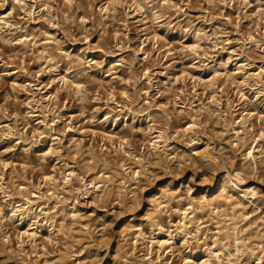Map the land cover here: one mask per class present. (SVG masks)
I'll list each match as a JSON object with an SVG mask.
<instances>
[{
	"label": "clouds",
	"instance_id": "9594fccd",
	"mask_svg": "<svg viewBox=\"0 0 264 264\" xmlns=\"http://www.w3.org/2000/svg\"><path fill=\"white\" fill-rule=\"evenodd\" d=\"M53 3H57V17H54L50 10L46 14L43 13L45 5ZM106 3L108 0H72L75 10L83 11L92 21V28L85 29L75 17L74 12L71 16L65 15L69 11L68 6L58 3L57 0H0V9L9 6L12 8L9 18L12 19L13 24L12 28L0 25V45L12 48L20 44L19 55L26 54L35 61H45L44 72L51 73L60 83H64V80L59 79L60 74L63 73L67 78V85L63 91L70 99H74L78 105L82 106L78 119L83 117L89 125H104L105 127L110 123L119 124L123 121L122 133L128 135H133L140 130L132 127L133 124L145 120L154 121V126L163 129V143H157L152 152L146 154L144 160L140 162L142 179L136 181L135 190L127 188L125 184L117 194L113 190L115 184L113 179L102 182L100 190L104 194V200L109 201L108 203H101L97 186L90 187L88 184H80L78 176L71 181V184L75 186L66 188L62 178L60 183H51L49 191L53 195L42 194L39 201H33L30 198V191L24 193L29 197L26 203L21 201L19 205L15 203L7 205L4 200H0V255L5 257L0 264H39V257L35 261L29 257L42 244H36L35 239L27 236L17 243L18 237L14 231V222L17 219L20 222L30 220L31 227L34 229L41 221L53 229L51 238L57 242L58 246L54 245L49 252L43 253V256L46 258L50 253L56 254L59 259L55 264H66L67 261L72 264H104L100 251L107 250L113 242L116 245L114 264H158V261L151 260L148 254L156 253V246L160 243L156 237L161 233L168 237L176 264H241L246 256L249 259L245 264H264V236L260 237L262 243L252 244L244 235L245 217L242 215L246 203H251L252 198L264 199V193L247 186L250 179L264 177V150L261 151V159L258 162L257 158H249L247 154L243 155L244 164L241 166H235L229 159V155L236 158L244 153L249 143H255L257 136L255 132L249 131L250 125L247 117L242 122L246 132L245 138L236 137L231 141L232 144L238 145L237 148L230 147L222 151L210 146L204 151L196 152L192 145L200 144L205 135H212L202 123L201 118L209 120L215 117L210 107L202 106L196 113V123L200 125V128L192 130L186 137H181L186 150L175 148L176 154L169 155L168 142L172 139L169 134L170 128L174 121L182 123L183 118L176 115L175 107H169L167 110L162 108L159 113L153 111L157 105L152 97L145 95V91L149 90L147 81L154 80V74L149 75L147 79L144 76L145 68L151 69L156 64L162 63L165 56L171 52L173 58H179L180 62L185 64L191 62V68L215 73L216 80L228 79L227 75L221 73L222 69L227 70L228 63L217 61L216 57L220 55V52L228 50L225 39L230 33L224 27L216 28L211 35L205 30V25L210 24L215 14L222 8H234L239 11L241 23L245 19L252 22L250 31L255 36L254 42L258 45L259 51L251 47L252 42L248 40L247 32H244L242 46L237 50V55L246 57L248 63L245 67H251L255 60L264 59V0H257L255 6L250 3V0H127L124 6L117 9L115 13L112 12L111 7L107 13L105 12ZM205 3L210 6L207 16L202 15L197 19L186 11V9ZM254 7L259 9L255 16L248 12L249 8ZM89 8L92 9L91 12ZM21 13L24 15L21 16ZM135 14H139L142 22L145 23V34L151 36L161 29L164 30V36L161 37L159 47L156 49L160 53V59L154 63V58L146 53L147 60L138 64L134 52L129 51L125 59L121 60L120 69L115 66L109 67L108 65L111 64L109 57L115 53L110 34L101 42L100 47L104 50L101 56L90 55L94 51L90 44L81 48L68 47L70 44H83V40L79 39L81 33L90 36L110 32L105 20L113 22L114 26L111 30L114 31L122 21L128 22L129 17ZM35 20L59 24L60 32H63L64 36H59V34L50 36L45 29H37L32 35H28L27 24ZM257 21L261 24L258 33L255 31ZM235 22V17L232 21H227L232 24ZM17 33L22 34L24 38L13 39ZM167 37L176 39L169 44ZM190 39L194 40V43L191 45L184 43ZM37 43L44 46V54L33 57V46ZM127 43L126 41L125 47ZM217 47L220 51L215 50ZM5 55L3 47H0V60ZM4 63L7 61L5 60ZM183 70L190 69L185 67ZM118 71H122V75L127 78L126 81H122L121 76L117 75ZM240 71L244 72V69ZM31 75L35 81V75ZM245 75L247 77L245 83L238 85L242 89L247 86H264V68L254 75L247 73ZM105 77H111L106 87L109 91L116 89V99L109 100L102 93L101 99L105 102L97 108H92L94 89L98 83L97 78ZM80 81L84 83L77 91L72 84ZM123 82H126L127 87L121 89ZM174 82L175 77H172L168 85H165L166 93L171 97L177 94L176 89L172 87ZM122 91L127 94L122 95ZM157 91H159L158 88ZM164 94L165 92H161V95ZM258 97H264V88L259 90ZM146 99L152 103L145 104ZM182 103L191 105L190 93L185 94ZM260 103L264 104V101ZM33 104H36L35 100ZM84 105L87 107H83ZM39 107L40 114L44 117L42 130H36L39 128L37 125L36 129L29 131L27 118L18 116L17 122L11 128L0 125V141L16 138L14 147H19L25 157H30L34 154L33 149L42 147V138L46 137L52 141L51 154L59 156V150L64 149V129L51 127L49 119V117L59 119L58 110L54 105L45 107L40 104ZM104 110H107V114L100 119L99 113ZM5 115H8L7 109L0 107V119H3ZM231 115L229 111L228 116L231 117ZM223 118L224 113L221 112L220 116L211 119V122L215 123L216 119ZM65 124H67L66 121ZM233 126L234 122L229 125V128ZM251 127H258L260 132L264 133V123L258 126L251 125ZM147 138H152L150 133ZM260 138L264 139V135ZM134 145L135 141L130 147ZM11 150L8 149V151ZM64 150L69 152L68 159H71V149ZM2 155L3 153L0 152V156ZM148 155L158 161L151 173L145 168L148 164ZM47 158V153H40L41 168L34 171H39L43 175L47 169L45 163ZM63 159L59 157L57 160L58 173L65 167L62 163ZM81 159L83 160V156ZM257 164H259V171H257ZM148 166L151 165L148 164ZM86 167L88 165H81V175L85 174L83 169ZM91 167L102 168L103 160L96 157ZM22 175V173L18 176L14 175L10 182L11 187L5 186L0 177V193L4 194L5 200L10 192L12 195L17 194L18 187L15 185V180L22 178ZM157 179H164V182L156 184ZM29 187L35 188L36 186L30 184ZM13 188L16 191H12ZM124 189H127V192ZM144 189L150 190L144 192ZM36 190L39 191L38 188ZM89 196L98 208H110V202L117 200L121 205L117 219L121 214L127 216L129 212H135L141 206H143V212L128 220L126 222L128 227L123 231H113L111 225L95 227L93 217L96 213L91 212L85 215L77 207L81 198ZM6 208L10 210L9 216L4 215ZM85 220L89 225L87 230L83 223ZM58 221H63V223ZM133 221H137L140 227L137 228ZM213 228L215 231L212 230ZM77 232L79 242L84 245L79 252L74 251L77 247L75 239ZM26 244H36V247L26 251ZM90 249L96 250L90 252L95 259L76 260L81 252ZM214 249H219V251H214ZM231 250H235L234 254ZM225 252L228 253L227 256ZM189 255L190 258L186 259ZM201 255L206 256V259L201 260ZM163 259L161 255L160 260ZM164 264H170V262L164 261Z\"/></svg>",
	"mask_w": 264,
	"mask_h": 264
},
{
	"label": "rangeland",
	"instance_id": "374dc122",
	"mask_svg": "<svg viewBox=\"0 0 264 264\" xmlns=\"http://www.w3.org/2000/svg\"><path fill=\"white\" fill-rule=\"evenodd\" d=\"M57 2L68 6L69 11L65 13L66 16H71L72 12H74L75 17L85 29L92 28V21L83 11L75 10L72 0H57ZM108 2L112 12L115 13L117 9L124 6L127 0H108ZM256 2L257 0H250V3L254 6L256 5ZM107 4L108 3H106L105 6ZM209 7L210 6L205 3L198 7L186 9V11H188L190 16L199 19L202 15H208ZM49 10L54 17H57V3L45 5L43 13L46 14ZM258 10V8L254 7L249 8L248 12L255 16ZM89 11L91 12L92 9L89 8ZM97 11H99V8H97ZM10 12H12L10 6L0 9V25H3L5 28L13 27L12 19L9 18ZM105 12L107 13L108 9H105ZM20 15L23 16L24 13H21ZM233 17L236 18L235 24L227 23V21H232ZM17 19L19 18L17 17ZM105 24L109 25L110 32L90 36L81 33L79 39L83 40V44H70L68 47L81 48L90 44L94 49L90 55L93 57L101 56L104 52L100 47L101 42L110 34L111 42L115 46V53L109 57V60L111 61V64L108 65L109 67L115 66L117 69H120V62L125 59V55L129 51L134 52L138 64H142L147 60L146 53L154 58L153 63L160 59V53H158L156 49L159 47L161 37L164 36L163 29L151 36L145 34L146 26L145 23L142 22L139 14L131 15L128 22L122 21L116 26V30L114 31L111 30L114 26L113 22L105 20ZM220 27H224L230 35H228L226 39L221 37V39H225L228 50L220 52V55L216 57V60L227 62V70L225 71L222 69L221 73L226 75V73L229 72L234 74L235 78L228 76V79L216 80L215 73H208L206 71H201L198 68H191V62H188L187 64L180 62L179 58H173L171 52L165 56L162 63L156 64L151 69H144L145 79H147L149 75L154 74V80L147 81L149 90L145 91V95L152 97L157 105L153 111L159 113L162 108L167 110L169 107H175L177 109L176 115L183 118L182 123L174 121L170 128L169 134L172 139L168 142L169 155L176 154L174 151L175 148L186 150V146L183 144L181 137H186L192 130H198L200 128V125L196 123V113L200 111V107L202 106L210 107V110L215 113V117L210 118L209 120L201 118L202 123L212 135H205L200 144L192 145L196 152L204 151L210 146H214L222 151H226L230 147L232 149L237 148L238 145L231 143L236 136L232 127L229 128V125L234 122V126L241 129L244 128L242 122H238V120H240L242 114L244 113L245 115L247 111H252L250 121H248L250 125L249 131L256 133V139L259 137L258 146L260 149L264 150V139L260 138L261 132L259 128L251 127V125L258 126L264 123V104L260 103V101H264V97H258L259 90L264 88V86H247L243 89L238 86L245 83V73L248 75H254L264 68V59L255 60L251 67H245L248 63L246 57L237 55V50L242 46L243 33L247 32L249 41L250 35H253L250 31L252 28V22L245 19L241 23L239 11L234 8H222L215 14V18L211 23L205 25V30L211 35L216 28ZM260 27L261 24L257 21L255 25L256 33L259 32ZM37 29L47 30L50 36L57 34H59V36H64V33L60 32L59 24L45 23V20H35L34 22L27 24L28 35H32ZM17 38L23 39L24 37L22 34L17 33V36L13 37V39ZM167 39L169 44H171L176 38L167 37ZM126 41L128 43L125 47ZM184 43L191 45L194 43V40L190 39L189 41H184ZM0 47H3V51L6 54L3 59L0 60V107L6 108L8 113L3 119H0V125L5 128H11L17 122V117L19 116L27 118L29 131L36 129L37 125H39V128L36 130H42V121L44 120V117L40 114L41 109L39 105L43 104L45 107L54 105L58 110L59 119H51V117H49L51 127L64 129V149H71V159H68L69 152L64 149L59 150V156L52 155V141L45 137L42 138L41 141L42 147L33 149L34 154L30 157H25L21 153L19 147H14L16 145V138H7L0 141V152L3 153V155L0 156V177H2L4 185L11 187L10 182L13 180L14 175L18 176L21 173L23 174L22 178L15 180V185L18 187L17 194L12 195L10 192L5 200L4 194L0 193V200H4L7 205H10L14 201H17L18 203L25 201L23 196L27 191L53 195V193L49 191V185L53 182L60 183L61 178L63 179V184L66 188L69 186H75L71 184V181L77 176L80 178V184H88L91 187V182L101 181L111 174L115 181L113 190L115 193L119 194L121 189L124 188L123 185L119 184L123 173L126 172L123 167L132 166L133 170L141 169V167H139L140 165L134 163V156L145 158L146 154L151 153L157 143H163V129L154 126V121L145 120L133 124L132 127L140 130L133 135H128L122 133V129L124 128L123 121L119 124L113 122L105 127L104 125H89L83 117L78 119L82 106L78 105L74 99H70L67 93L63 91L67 85V78L63 73L60 74L59 79L64 80V83H60L51 73L46 74L44 72L45 61H35L26 54L23 56L19 55L21 52L20 44H16L12 48L2 45H0ZM251 47L259 51L256 43H251ZM136 49H139V51H135ZM215 50L220 51L219 47ZM42 54H44V46L39 43L35 44L33 46V57ZM233 57H235V59H233ZM5 60L7 63H4ZM185 67L190 70L184 71L183 69ZM242 68L244 69V72L240 71ZM20 69H23V71H20ZM31 74L35 75V81ZM117 75L121 76L122 81L127 80V78L122 75V71H118ZM172 77H175V82L172 87L176 89L177 93L174 97L169 96L165 90V85H168ZM97 79L98 83L94 89L95 96L92 98V108H97L105 102L101 99L102 93H104L109 100L116 99V89L113 88L109 91L106 87L111 80V77ZM83 83V81L78 83L73 82L72 87L79 91V86ZM189 85L191 86L189 87ZM126 87V82H123L121 84V89ZM157 88L159 91H157ZM15 89H19V91H15ZM239 91H245L250 96L247 104L239 99ZM161 92H165V94L161 95ZM186 93H190L191 105L182 103V98ZM121 94L126 95L127 93L122 91ZM33 100L36 101V104H33ZM144 103L150 104L152 101L146 99ZM83 107H87V105H84ZM186 109L187 111H185ZM229 111L232 113L231 117L228 116ZM221 112L224 113V118L216 119L215 123L211 122V119L219 117ZM106 114L107 110L100 112L99 118L103 119ZM9 116L11 118H8ZM65 121L67 124H65ZM129 123H131V121H129ZM149 133L151 134V139L147 138ZM213 137H215V139H213ZM77 141L79 143H75ZM133 141H135V145L134 147H130V145L133 144ZM154 141L156 142L155 144H153ZM249 144L254 145L256 144V141L255 143ZM8 149L12 150L8 151ZM123 150H126L127 153H124ZM258 152L259 150L256 151L257 162L261 159V155ZM40 153L48 154L47 161H45L47 169L43 175H41L39 171H34L35 169L41 168L42 162L39 159ZM82 156L83 160L81 159ZM59 157L64 158L62 163L65 164V167L58 173L57 169L59 166L57 160ZM96 157L103 160L102 168L91 167V165L95 163ZM229 159L232 160L235 166H241L244 164L242 154H239L236 158L229 155ZM147 160L148 164L151 166L146 164L145 168L147 172L151 173L156 167L158 161L151 155H148ZM81 165H88V167L83 169L85 173L84 175H81ZM257 171H259V164ZM70 172L72 175H69ZM66 178H68L69 181H66ZM140 179H142L141 173L138 176H131V181L126 183L127 188L135 190L137 187L136 181ZM164 179H157L156 184H162ZM30 184L35 185L36 187L30 188ZM22 186H24L25 189L20 188ZM247 186L258 189L261 193H264V177H254L250 179L247 182ZM153 187H155V185ZM37 188L39 191L36 190ZM149 190L150 189H144L143 191L148 192ZM12 191H16V189L13 188ZM124 191L127 192V189H124ZM98 193L100 194L101 203L109 202L104 200L103 193ZM33 198L37 199L36 197ZM110 203V208H98L95 201L89 196L81 198L77 203V207L83 211L85 215H88L91 212L96 213V216L93 217L95 227L111 225L113 231H123L128 227V224L126 223L128 220H131L133 216H139L143 212V206H141L135 212H129L127 216L121 214L119 219H117V213L121 211V205L117 200H112ZM8 210V208L5 209V211ZM242 215L245 217L243 227L246 231L244 235L252 244L262 243L260 237L264 236V199L252 198L251 203H246ZM97 217H99V219H97ZM28 221L30 220H25L22 224H19L20 221L17 219L14 222V231L18 237L17 243L26 237L25 234H22V231L26 228V223ZM83 223L86 224L84 227L85 230H87L89 226L88 222L85 220ZM133 224H135V226H140L137 221H133ZM38 227L40 234L36 237L35 241L36 244H42V246L39 247L35 253H32L29 258L35 261L37 257H39V264H55L59 259V256L54 253H50L46 258L43 256V253L49 252L54 245L58 246L57 242L53 241L51 238V227L43 224L42 221ZM212 230L215 231L214 228ZM75 239L77 240V247L74 248V251L79 252L84 245L79 242L78 232ZM156 239H168V237L161 233L157 235ZM36 244H26L25 250L30 251L31 248L36 247ZM94 251L96 250L90 249L83 251L76 257V260L85 261L88 259H95V256L90 255V252ZM231 251L234 254L235 250ZM100 255L104 258V264H114V258L116 255L115 242H113L107 250L100 251ZM227 255L228 253L225 252V256ZM152 256L155 258L157 254H152ZM166 256L167 261H169L170 264H176V260L171 253ZM257 256H259V253H257ZM188 258H190V255L189 257H186V259ZM4 259L5 257L0 255V261ZM200 259H206V256L201 255ZM248 259L249 257H244L241 264H245ZM66 264H72V262L67 261ZM158 264H161V262L158 261Z\"/></svg>",
	"mask_w": 264,
	"mask_h": 264
},
{
	"label": "bare ground",
	"instance_id": "6f19581e",
	"mask_svg": "<svg viewBox=\"0 0 264 264\" xmlns=\"http://www.w3.org/2000/svg\"><path fill=\"white\" fill-rule=\"evenodd\" d=\"M112 3V2H111ZM109 2H108V4L105 6V9L107 10V9H109ZM147 37H149V36H147ZM255 41V37L253 36V35H250V42H252V43H255L254 42ZM223 74V73H222ZM226 75L227 76H232L233 78H235V76H234V74H231V73H229V72H227L226 73ZM247 79V77L246 76H244V80H246ZM238 93H240V95H239V99L242 101V102H244V103H248L249 102V99H250V96L245 92V91H239ZM38 101V100H37ZM252 115V111H247L246 112V114L244 115V113L242 114V118L240 119V120H238V122H244L245 121V117H247V119H248V121H250V116ZM237 122V121H236ZM242 125H243V123H242ZM232 130H233V132L235 133V136L236 137H240L241 139H243V138H245V134H246V132H245V128H238V127H236V126H233L232 127ZM264 133H261L260 134V136L261 135H263ZM258 140H259V137H258V139H256L255 141H256V144H248V146L244 149V153H242V155H244V154H247L248 156H249V158H253V157H255V158H257V155H256V151L257 150H259V154H261V151H262V149H260V147L258 146ZM156 142L154 141L153 142V144H155ZM120 145H121V143H120ZM260 145V144H259ZM155 146V145H154ZM261 146V145H260ZM124 151V153H127L126 152V150H123ZM129 154V153H128ZM134 158H135V161H134V163H136V164H138V165H140L139 167H141V161H142V159H144V158H142V157H136V156H134ZM129 168V169H128ZM123 169H124V171H126V172H124L123 173V175H122V177H121V181L119 182V184L120 185H123V186H125V184L129 181V177L131 178V176H134V175H136V176H138V175H140V173H141V169H136V170H133L132 169V166H129V167H123ZM128 169V170H127ZM257 169H258V164H257ZM132 174V175H131ZM69 175H72V173L70 172L69 173ZM109 179H113L114 180V178L112 177V175L110 174V175H108V176H106L103 180H101V181H97V182H91L92 183V186L93 185H95V186H97V191L98 192H100L101 194L103 193V192H101V185H102V182L103 181H106V180H109ZM66 181H69V179L68 178H66L65 179ZM65 182V181H64ZM20 188H23V189H25V187L24 186H22V187H20ZM22 193H24L23 191H21ZM20 192V193H21ZM42 194H40V193H34V192H31V199L33 200V201H39V198H40V196H41ZM33 197H36L37 199H34ZM23 199L25 200L24 202L26 203L27 202V200L29 199V197H27V196H23ZM13 203H15V204H17V205H19L20 203H18L17 201H14ZM13 203H11V204H13ZM10 204V205H11ZM11 213H10V210H8V211H5L4 212V215L5 216H9ZM59 223H63L62 221H58ZM31 221H28L26 224H27V226H26V228H24V230L22 231V234H25L27 237H29L30 239H36V237L37 236H39V234H40V230H39V227L37 226V228H32L31 227ZM19 224H22V222H19ZM86 224H84V226H85ZM137 228H139L140 226H136ZM51 230L53 231V229L51 228ZM159 241H160V243H159V245H157L156 247V254H157V256L155 257V258H153V256H152V254L153 253H149L148 254V256H149V258L151 259V260H153V261H159V262H161V264H164V261H167V254H169V253H171V245H170V243L168 242V239H158ZM214 251H219V249H214ZM172 254V253H171ZM163 256V260H160V256Z\"/></svg>",
	"mask_w": 264,
	"mask_h": 264
}]
</instances>
